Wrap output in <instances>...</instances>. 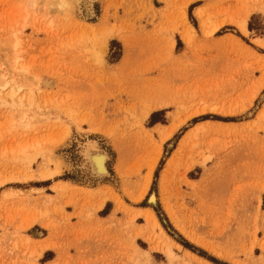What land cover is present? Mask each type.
Segmentation results:
<instances>
[{
  "label": "rangeland",
  "instance_id": "obj_1",
  "mask_svg": "<svg viewBox=\"0 0 264 264\" xmlns=\"http://www.w3.org/2000/svg\"><path fill=\"white\" fill-rule=\"evenodd\" d=\"M94 6L0 0V264H264V0ZM86 137L111 178H80Z\"/></svg>",
  "mask_w": 264,
  "mask_h": 264
},
{
  "label": "bare ground",
  "instance_id": "obj_2",
  "mask_svg": "<svg viewBox=\"0 0 264 264\" xmlns=\"http://www.w3.org/2000/svg\"><path fill=\"white\" fill-rule=\"evenodd\" d=\"M58 3L61 5L62 8H67L68 10H71L72 14L76 17H81L85 15L86 17H93L95 15V6H94V0H58ZM202 8H199L197 10V14L202 17ZM248 20L249 16L247 15L244 18H241L240 20L234 21L238 28L245 34L248 33ZM222 24V23H221ZM215 25L212 30H207L206 23L203 22V28L208 33H211L214 29H216L219 25ZM185 30L182 33L183 39L187 43H191L193 33H194V27L185 20ZM257 42L260 45H264V39L258 38ZM20 46L19 39L15 42V48ZM53 83L50 79H42L40 80L39 84L43 87L51 86ZM165 105L164 102H160L155 104L153 107L148 108V112L154 108V107H160ZM257 119H264V107L260 109L257 115ZM186 119L183 120H177L175 118L174 122H172L169 125H164V132L162 133L163 139H167L171 137L185 122ZM202 123L195 125L193 127L194 131L198 130L202 127ZM76 144H74V150L76 155V161H77V168L79 169V175L80 178H84L83 180L89 181V183H96L100 182L104 179L111 178L112 172L109 168V163L113 158L112 151L106 147L102 140L99 137H86L78 140ZM174 142H171L169 144V148L172 147ZM165 180V176L162 177L161 183L163 184ZM6 180L2 179L0 177V185H2ZM64 183L71 184L68 181H64ZM148 203L152 205L153 207H157L159 205V197L158 193L155 190H152L149 193L148 196ZM165 221L167 222V219L165 218ZM187 234V233H186ZM187 236L194 240L199 241L195 236L192 234H187ZM153 244V242H152ZM174 242L170 240L168 237L164 236V240H160L152 245L153 249L160 250L164 253H166L169 257H174V250H173ZM261 248H264V244H262Z\"/></svg>",
  "mask_w": 264,
  "mask_h": 264
},
{
  "label": "crops",
  "instance_id": "obj_3",
  "mask_svg": "<svg viewBox=\"0 0 264 264\" xmlns=\"http://www.w3.org/2000/svg\"><path fill=\"white\" fill-rule=\"evenodd\" d=\"M168 121V120H167ZM156 122H160L159 124H161V125H169L170 123H168V124H165V123H163V121H159V120H157ZM162 122V123H161ZM166 122V121H165ZM169 122V121H168ZM107 187H109L108 185H106V184H100V186H97V187H93L92 189H99V188H107ZM107 203V202H106ZM106 203L104 204V206L100 209V211H102V210H104L105 209V205H106ZM112 212H113V210H112ZM111 211H110V213H112ZM113 214V213H112ZM107 216H109V215H107ZM107 216H105V217H107Z\"/></svg>",
  "mask_w": 264,
  "mask_h": 264
}]
</instances>
